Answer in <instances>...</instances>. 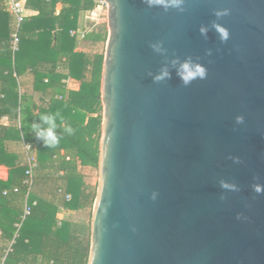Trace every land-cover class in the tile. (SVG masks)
Masks as SVG:
<instances>
[{"label": "water", "instance_id": "obj_1", "mask_svg": "<svg viewBox=\"0 0 264 264\" xmlns=\"http://www.w3.org/2000/svg\"><path fill=\"white\" fill-rule=\"evenodd\" d=\"M105 1L88 264H264V0Z\"/></svg>", "mask_w": 264, "mask_h": 264}, {"label": "trees", "instance_id": "obj_2", "mask_svg": "<svg viewBox=\"0 0 264 264\" xmlns=\"http://www.w3.org/2000/svg\"><path fill=\"white\" fill-rule=\"evenodd\" d=\"M100 1L27 0V8L38 14L23 23L20 51L14 57L9 49L12 17L0 0V166L9 169L8 180L0 178V231L11 242L3 264H33L39 256V264L89 263L90 227L61 220L59 213L65 209L92 214L97 197V185L88 184L84 172L99 170L105 52L95 50L107 43L109 32L107 24L87 32L84 41L93 54L76 51L71 33L80 16L94 11ZM59 3L68 7L57 14ZM28 72L34 75L33 94H20L15 74ZM69 78L81 82L80 90L66 91L63 80ZM49 113L59 114L61 138L54 148L31 131V125L40 124V116ZM3 117L9 118L8 124L1 122ZM65 125L72 126L73 135L63 134ZM24 144L31 145L38 163L31 186L26 184ZM62 152L73 157L67 161ZM49 186L50 196L38 191ZM26 205L31 213L23 219Z\"/></svg>", "mask_w": 264, "mask_h": 264}, {"label": "crops", "instance_id": "obj_3", "mask_svg": "<svg viewBox=\"0 0 264 264\" xmlns=\"http://www.w3.org/2000/svg\"><path fill=\"white\" fill-rule=\"evenodd\" d=\"M26 4H27V0H26ZM68 7V5H65L63 3H59L57 6V14H60V12L62 11V9ZM26 9H27V16L28 19L30 17H32L33 15H37L38 11L35 10H30L27 8L26 5ZM102 11L97 10V11H90L87 13H84L80 16V22H79V26L76 30L73 31H84L85 34H87V32H89L90 30H93L95 26H99L100 22L102 19H100L99 13H101ZM108 26V24H107ZM76 38L77 40V48L76 51H83L86 52L88 54H93V49L91 47H89L87 45V43L84 41V39H80L78 38L79 36H73ZM65 60V59H64ZM61 70H63V72L65 73L66 71L64 69L61 68ZM17 74V73H16ZM17 80L19 83V92L20 94H33V88H34V75L31 72H28L27 74L23 75V76H18L17 75ZM64 81H68L66 86V91H78L81 88V82L74 80V79H65ZM22 150H24V147H22ZM60 156L65 157L68 161V158L71 159L72 154H65L64 152H62L60 154ZM59 156V157H60ZM58 160V158H57ZM81 168V167H80ZM82 170V168H81ZM94 173V170H92L91 168H88L85 170L84 174H85V181L90 184L88 182L89 177H91ZM97 172V171H95ZM0 176L2 177L3 180H8L9 178V169L5 166H0ZM93 185V184H92ZM40 189V190H39ZM38 191L41 192V194H43V196L47 197L50 196V193L52 191L51 186L49 187H42V188H38ZM49 198V197H48ZM17 199V198H16ZM24 203V202H23ZM25 205V204H24ZM22 207V206H21ZM25 206L22 207V209ZM94 209V208H93ZM87 212H72V211H67L65 209H62L59 213V219L61 220H70L75 224H79L80 227H85V229L88 230V228L90 227V236H91V223H92V216L89 215V220L86 221V219L83 217ZM80 217H82V219H80ZM90 225V226H89ZM11 244V242L5 237V235L0 231V264H3V260L4 257L3 255L6 253L9 245ZM41 256L38 257L36 262H33V264H38L41 262Z\"/></svg>", "mask_w": 264, "mask_h": 264}, {"label": "clouds", "instance_id": "obj_4", "mask_svg": "<svg viewBox=\"0 0 264 264\" xmlns=\"http://www.w3.org/2000/svg\"><path fill=\"white\" fill-rule=\"evenodd\" d=\"M149 6L155 5H163L166 8L171 4L172 6H178L181 0H146ZM220 15V13H217ZM213 27L219 34L222 41H226L229 37L228 31L219 24H214ZM201 33L203 35L207 34V29L202 27ZM159 50V49H157ZM206 68L201 64L192 62L191 60H186L180 64L179 71L177 73L178 77L182 81L185 86L190 85L197 78H205L206 77ZM169 76V72L167 69L163 70L159 75L155 76L156 81H160ZM58 113H49L42 114L40 116L41 123H33L31 125V131L35 134L36 138L42 140L46 147L54 148L57 146L60 140V135L57 134V118ZM243 118L238 117L237 121L242 122ZM63 134L65 135H73L74 129L71 125H65L62 128ZM256 190L260 191L259 186H256Z\"/></svg>", "mask_w": 264, "mask_h": 264}, {"label": "built area", "instance_id": "obj_5", "mask_svg": "<svg viewBox=\"0 0 264 264\" xmlns=\"http://www.w3.org/2000/svg\"><path fill=\"white\" fill-rule=\"evenodd\" d=\"M107 3L105 0H101L95 11L97 10H107ZM3 9L6 10V12L12 17V32L10 36V43H9V49L12 52L13 56L15 57L16 54L20 51V44H21V39H20V31L22 28V25L24 22L28 20V16L26 14L27 9H26V0H4V5ZM72 36H79L78 38L84 39L86 34L84 31H73ZM15 77H17V74H15ZM68 81H64V84L67 85ZM3 124H8L9 118L8 117H3L2 121ZM24 152L26 154V159L27 163L29 164V170L27 172L28 180L26 181V184L32 185L33 183V176L35 169L38 167L37 160L35 159V156L32 155V147L31 145L24 144ZM68 160H70L68 158ZM2 179V177L0 176ZM31 213V209L28 205L25 207V213L23 216V219H25L27 216H29ZM18 228L21 227L19 224L17 226Z\"/></svg>", "mask_w": 264, "mask_h": 264}, {"label": "rangeland", "instance_id": "obj_6", "mask_svg": "<svg viewBox=\"0 0 264 264\" xmlns=\"http://www.w3.org/2000/svg\"><path fill=\"white\" fill-rule=\"evenodd\" d=\"M99 16H100V19L101 22H100V25L98 26H95L94 28L95 29H101L102 27H104L105 24H108V21H107V10L104 9L102 10L101 13H99ZM107 44V43H106ZM106 44L105 45H102L100 46L98 49H96L95 51L97 52H106ZM94 52V51H92ZM99 180H100V173H99V170L97 172H94L93 175L91 177H89V180L88 182L90 184H93V185H97V191H98V188H99ZM93 213V212H92ZM89 215L92 216V214H90V212H87L83 217L86 219V221L89 220ZM80 219H82V217H80Z\"/></svg>", "mask_w": 264, "mask_h": 264}]
</instances>
